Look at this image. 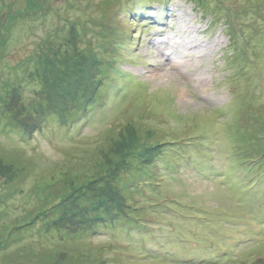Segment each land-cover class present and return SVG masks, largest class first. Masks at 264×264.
<instances>
[{"label":"rangeland","instance_id":"374dc122","mask_svg":"<svg viewBox=\"0 0 264 264\" xmlns=\"http://www.w3.org/2000/svg\"><path fill=\"white\" fill-rule=\"evenodd\" d=\"M204 2L0 0V264H264V0ZM160 142L188 153L129 236L96 203Z\"/></svg>","mask_w":264,"mask_h":264},{"label":"trees","instance_id":"16d2710c","mask_svg":"<svg viewBox=\"0 0 264 264\" xmlns=\"http://www.w3.org/2000/svg\"><path fill=\"white\" fill-rule=\"evenodd\" d=\"M203 3H205L204 0H203ZM247 17L248 15H244L241 21L240 20L236 21L237 19L236 20L229 19L230 21L227 20L226 22L236 28L246 27L247 23L245 20L247 19ZM249 24H252V22L250 21ZM244 31H249L251 33L253 32L252 30H244ZM251 33H250V36H251ZM244 43H247V45H245L246 46L245 48L249 47V39H247L246 42ZM243 51H244V48L240 46L237 47V51H235L237 52L236 56L241 57V54ZM237 58L238 57H235V59H233L234 63L235 61H237L236 60ZM244 61L248 62L246 64V67L241 68V69L239 68L235 70L236 72L237 71L248 72L247 68L248 69L250 68L251 71H256L257 65L252 59L249 60L246 58ZM255 74L256 73L249 74L250 78L253 77V75ZM107 84L109 86L111 85L108 82ZM116 84H119V82ZM109 86L106 87L107 91L109 89ZM98 97H100L99 90L98 92H96V95L93 96V98L95 101H97ZM98 102L99 104L98 103L95 104L96 107L102 104V100L99 99ZM90 107L91 106L88 107V103H87L86 106L84 107V111L87 113V110L90 109ZM73 112H75V110H73ZM74 114L72 116H75ZM74 119L78 120V118H74ZM71 121H73V119H71L70 116H67L62 121L61 127L65 126L66 125L65 123H67V125H69L70 123H73ZM246 141L247 143H249L247 139ZM163 144L164 142L163 143L160 142L157 146L155 144H152V145L149 144L151 145L150 149H155V152L146 161H142L141 165H135L133 163L127 164L126 167L118 169V171L114 175L113 181H115L117 184L116 185L117 198H120V200H123L127 207H123L122 208L123 210L117 213L116 216L110 217L108 215H105V213H107L106 209H101L102 206L100 205V199L97 200L95 210L99 212L98 215L100 216V212H101L103 214L101 215L103 217V220L107 222H108V219L111 218L109 221V223H111L110 224L111 226L118 227L117 225H121V227H125L124 230L125 232H127L128 235L129 234L131 235V231L134 228L139 229V230H145L146 227H149L146 224V222H148L147 219L144 218L145 214L148 213V207L156 208L158 205H160L161 202H163L162 200L160 203L159 202L153 203V201H150L144 195H141L142 189H144V187L147 184H150L151 186L153 187L155 186L156 188H158L157 186L161 185L162 183L161 180H164L163 176H165L164 175V172H166L165 170L168 171L165 174H169V170L176 169L178 167L177 162L179 161V159L182 156H184V159H185V156L188 153L186 149V146L188 145V143L186 142L175 143L173 145H170V146H176L173 149H168L167 145L165 144L163 145ZM256 144L257 142L254 143V145L252 146L254 148L253 150L245 151L244 156L247 158L249 157V159L246 161H250L249 164L256 171L255 175L251 177L250 181H253L255 186H259L261 183L264 184V148L262 147L259 148L256 146ZM256 149H258V151H256ZM165 156H167L168 158L167 161H165L164 159ZM175 158L177 160H175ZM165 167H167L168 169H166ZM158 176L160 177L158 178ZM157 181H159L158 184H156ZM94 203L95 201H93V205H95ZM98 224H99L98 222L95 223L94 225L90 224V227L88 228V233L90 232L92 234L96 229H98L99 227ZM51 229H52L51 227L48 228V231ZM154 230L155 229H153V231ZM60 237L64 238L62 235ZM128 244L131 245L132 243L129 241ZM142 244H145V243H142ZM18 260L20 261V259ZM40 263L53 264L50 258H46V257L41 258Z\"/></svg>","mask_w":264,"mask_h":264},{"label":"bare ground","instance_id":"6f19581e","mask_svg":"<svg viewBox=\"0 0 264 264\" xmlns=\"http://www.w3.org/2000/svg\"><path fill=\"white\" fill-rule=\"evenodd\" d=\"M178 64H179V61H178ZM178 64H176L177 65V67H179V65ZM184 65H180V68H182ZM207 97L210 99V95H207Z\"/></svg>","mask_w":264,"mask_h":264}]
</instances>
